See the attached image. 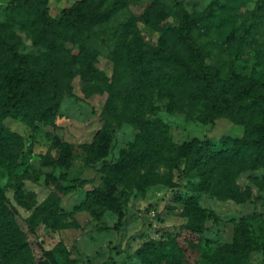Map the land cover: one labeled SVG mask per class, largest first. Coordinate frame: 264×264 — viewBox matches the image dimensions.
I'll return each mask as SVG.
<instances>
[{"label": "rangeland", "instance_id": "rangeland-1", "mask_svg": "<svg viewBox=\"0 0 264 264\" xmlns=\"http://www.w3.org/2000/svg\"><path fill=\"white\" fill-rule=\"evenodd\" d=\"M76 1L0 0V25L12 31L19 51L32 53L38 61L45 58L44 70H51L62 92L52 120L3 122L15 136L0 147V188L17 228L0 230V251L25 239L30 249L5 256L0 252V264H37L38 243L45 249L59 246L65 264H147L149 259L155 264H231L240 223L250 231L253 248L247 260L241 259L264 264V165L245 170L223 156L220 167L232 165L230 180L211 194L194 172H181L183 160L176 159L179 150L174 152L185 142L204 138L222 152V139L244 137V126L228 117L203 121V103L191 102L180 88L135 77L136 67L126 54L156 45L179 48L169 28L178 26L184 15L187 21L200 18L218 1L228 7L215 10L208 23L199 20L191 31L206 64L221 81H264V0H124L126 6L110 19L92 24L93 37L87 38L85 30L81 43L65 42L57 52L35 45L31 7H46L51 17L59 18ZM113 1L104 0L103 7L111 8ZM218 14L226 21L220 24ZM109 86L119 94L118 111L125 98L129 108L141 103L142 114L140 125L111 119L113 133L102 140L104 147L95 138L106 116ZM250 101L244 99L245 104ZM248 118L264 128V116L251 113ZM138 134L149 135L150 143L136 145ZM169 141L174 148L165 146L161 155L177 160L173 170L158 155L161 143ZM127 150L145 152L148 162L131 163L130 175L121 173L110 191L107 167ZM146 173L150 183L138 187L136 181ZM169 175L172 185L165 183ZM227 184L237 191L236 199L223 190ZM99 192L119 201L123 215L118 227L113 203L100 199ZM31 216L35 234L27 225ZM189 221L206 229L196 233L187 227ZM152 240L165 244L170 262L155 253Z\"/></svg>", "mask_w": 264, "mask_h": 264}, {"label": "trees", "instance_id": "trees-1", "mask_svg": "<svg viewBox=\"0 0 264 264\" xmlns=\"http://www.w3.org/2000/svg\"><path fill=\"white\" fill-rule=\"evenodd\" d=\"M104 0H79L72 6L63 8L59 18H53L49 15L48 9L34 8L33 23L35 25L34 44L46 47L52 51H59L63 43H81L83 31H87V38L94 36L92 24L110 19L119 9L126 6L124 0H114L111 8L103 7ZM227 4L218 1L211 2L204 15L200 18H193L187 21L185 15L178 26L169 28L181 43L179 48L167 49L161 45H156L147 50H132L126 54L130 57L132 65L136 67L133 73L135 77L141 80L146 79L153 85L159 87L180 88L185 96L195 104L203 103L204 110L201 113V119L212 123L217 117H228L242 124L245 129V136L242 138L224 137L222 144L224 150H216L214 145L204 138L196 139L191 142H185L175 150H179L176 159H182V173L188 174L194 172L202 179V185L207 191L215 194L219 184L230 180L228 169L220 167L221 159L225 158L227 162L243 165V169H255L264 165V128L258 127L253 120L249 119L251 113L254 116H264V81L258 82L250 78L242 83L239 80L221 81L217 73L212 72V68L206 64L204 54L201 48L194 41L191 31L198 27L199 20L209 22L217 9L227 8ZM157 12H163L158 9ZM220 24L226 19L218 14ZM216 16V17H217ZM14 34L10 29L0 25V147L4 140L14 137V134L8 132L3 123L8 118L31 121L34 119L52 120L58 110V104L62 99L60 83L53 78L51 70H44V60L38 61L30 52L23 53L18 50L14 42ZM108 95L104 104V113L102 117L103 127L97 132L95 143L99 146H106L103 139H108L113 133L111 119L117 123L128 122L135 125L141 124L142 106L141 103H135L131 108L127 106V100L124 98L122 108L118 111L115 105V99L119 97L118 92L111 86L108 87ZM250 98L247 104L244 99ZM102 115V114H101ZM209 116V117H208ZM253 119V118H252ZM156 128L159 127L158 119L154 121ZM147 145L150 143V137L147 134H138L136 145ZM167 147H172L173 143L160 145L158 155L161 160L167 163L169 170L177 168V160H172L168 156L162 157L161 151ZM174 148V146L172 147ZM172 152V151H171ZM148 159L143 151L127 150L122 152L117 162L107 167L106 183L113 190V185L121 181V173L129 176L131 163L146 164ZM44 163H50L45 160ZM119 174H113V172ZM128 174V175H127ZM218 175L220 177H218ZM149 174H143L136 181L138 187H144L150 183ZM165 183L172 185V178L169 175L165 178ZM223 190L230 198H237V191L228 186ZM109 191V192H110ZM109 192H99L100 199L112 202V206L117 214L115 227L121 224L122 209L116 198H113ZM8 199L0 188V230H16V221L10 215V209L7 208ZM14 211V208H11ZM27 225L31 233L35 234L34 216L27 220ZM187 227L196 233H202L206 228L197 222L189 221ZM235 246L238 247L232 251L231 264H244L241 258L247 260L252 251L251 235L244 223L236 227ZM151 244L155 253H159L160 258L170 262L171 255L165 250V244L152 240ZM41 251V258L37 264H65L66 256H62V249L55 246L52 249H45L41 243H38ZM235 248V247H234ZM30 249L27 239L19 240L7 244L1 248L3 256L8 254H18ZM109 264H124L111 260ZM147 264H155L151 259Z\"/></svg>", "mask_w": 264, "mask_h": 264}]
</instances>
